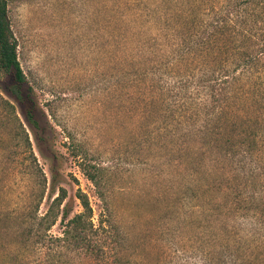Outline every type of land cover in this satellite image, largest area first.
<instances>
[{
  "label": "rangeland",
  "instance_id": "1",
  "mask_svg": "<svg viewBox=\"0 0 264 264\" xmlns=\"http://www.w3.org/2000/svg\"><path fill=\"white\" fill-rule=\"evenodd\" d=\"M236 1L215 0V20L225 22L227 5ZM207 6V0L153 5L142 0H7L27 81L23 88H32L43 139L27 124L25 104L12 97V79L0 69V264H67L65 257L52 259L58 250L53 237L62 230L59 220L50 227L38 220L49 212L58 185L68 196L77 188L87 194L94 222L109 209L130 234L126 259L135 246L150 264H264V147L228 155L229 164L221 161L224 152L216 151V159L193 175L185 165L172 170L166 164L169 155L151 143L147 113L136 109L141 105L137 94L121 89L132 84L190 88L216 72L217 58L208 50L196 47L181 58L177 41L188 26L210 21ZM247 6L264 28V0ZM126 39L128 46L152 52L146 79L122 77L121 70L109 68L117 61L129 72L140 68L113 57ZM106 55L114 60L102 62ZM226 67L231 70L232 62ZM252 73L247 74L251 90ZM105 86L110 91L104 90L103 98ZM72 138L96 164L98 185L68 153ZM27 229H32L29 239Z\"/></svg>",
  "mask_w": 264,
  "mask_h": 264
},
{
  "label": "trees",
  "instance_id": "2",
  "mask_svg": "<svg viewBox=\"0 0 264 264\" xmlns=\"http://www.w3.org/2000/svg\"><path fill=\"white\" fill-rule=\"evenodd\" d=\"M142 1L153 5L165 0ZM253 1L238 0L233 5H227L229 8L225 12L224 22V19L216 21L214 18L215 0H207L210 21L188 26L187 31L177 40L181 46V58L195 52L196 47L200 51L208 50L211 58H217L218 70L205 77L203 83L190 88L178 86L160 90L141 84L121 88L125 92L132 89L137 94L141 105L136 109L147 113L151 143L157 152L164 149L169 155L166 164L172 170L185 165L184 171L193 175L203 170L206 161L216 159V151H223L225 155L221 161L229 164L232 163L230 156L240 150L251 152L256 147H264V119L261 118L264 111V88H261L264 79V28L260 27L258 14L247 10V5ZM229 15L234 17L231 22L227 20ZM123 43L120 44V55H113L114 59L133 63L140 68L129 72L119 61L109 68L121 70L122 77L146 79L148 65L153 61L150 55L152 52L139 45L128 46L127 39ZM106 45L111 47L112 43ZM163 52L166 55L168 50ZM114 59L106 55L102 62L104 60L109 63ZM229 61L233 64L231 70L226 67ZM0 69L12 79V97L25 104L23 114L27 124L37 139H43L39 134L42 126L36 113L38 105L33 99L32 88H23L27 81L18 60L17 42L8 18L7 0H0ZM107 70L103 73H107ZM251 71L255 80L252 90L250 77L247 76ZM104 90L109 93L110 87L102 88L103 98L107 95L103 93ZM125 92H120L118 98L123 99ZM68 149L71 156L79 159L78 165L83 174L98 185L96 164L73 138ZM237 161L246 163L239 158ZM56 177L54 173L53 182ZM75 205L80 209L74 210ZM106 210V213L102 211V218L94 222L87 194L77 188L72 196H68L67 190L58 185L49 212L38 219L40 223L47 221V227L58 220L62 226L61 235L53 237L58 250L52 259L62 261L65 257L67 264H150L142 260V250L135 246L127 253L132 258H125V244L129 242L130 234L121 227L107 207ZM31 230L27 229V239ZM138 256L141 258L138 259Z\"/></svg>",
  "mask_w": 264,
  "mask_h": 264
}]
</instances>
